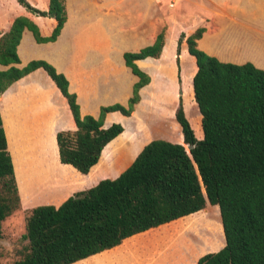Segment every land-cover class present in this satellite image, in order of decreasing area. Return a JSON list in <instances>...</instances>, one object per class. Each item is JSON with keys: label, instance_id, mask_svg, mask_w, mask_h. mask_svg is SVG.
Listing matches in <instances>:
<instances>
[{"label": "trees", "instance_id": "1", "mask_svg": "<svg viewBox=\"0 0 264 264\" xmlns=\"http://www.w3.org/2000/svg\"><path fill=\"white\" fill-rule=\"evenodd\" d=\"M17 1L28 11L54 18L57 23L45 36L31 18L18 16L0 36V65L7 66L0 69V94L43 68L68 100L77 126L74 138L64 132L57 134L60 162L88 174L106 146L125 130L121 122L104 127L106 114L120 111L131 115L140 100V89L151 80L137 61L159 57L165 35L161 32L153 44L124 53L126 66L139 78L128 107L114 103L102 106L98 118L82 115L68 77L51 62L34 59L18 66V46L25 29L40 43L58 39L68 18L65 0H49L47 10L28 0ZM205 30L200 27L187 37L188 51L197 64L189 101L199 109L204 137L196 136L181 101L176 119L183 143L154 139L117 177L102 179L59 206L32 208L24 234L29 251L14 264H71L115 247L134 234L184 216H197L208 203L220 208L221 246H225L206 252L198 264H264V69L252 62L223 61L202 50L198 39ZM182 42L183 35L179 45ZM20 202L0 113V226Z\"/></svg>", "mask_w": 264, "mask_h": 264}, {"label": "rangeland", "instance_id": "2", "mask_svg": "<svg viewBox=\"0 0 264 264\" xmlns=\"http://www.w3.org/2000/svg\"><path fill=\"white\" fill-rule=\"evenodd\" d=\"M8 1L0 0V36L7 31L9 25L4 12L6 7H10ZM154 1L105 0L102 8L110 7L112 10L107 12L110 15H122L135 20L143 16L144 9ZM198 2L203 3L202 0ZM205 3L207 4L195 5L188 0H164L163 24L157 26V30H162L165 35L163 51L159 57L146 58L139 63L141 69L150 76L151 80L140 89V100L135 104L131 115L106 114L107 122L122 121L125 133L105 150L108 151L107 155L104 152L102 160L93 170V183L101 181L104 179L103 177H117L133 162L141 146L154 139L183 143L182 128L176 119L181 101L188 119L193 124L196 136L199 139L204 137L199 109L189 101L190 95L193 93V91L191 92L192 87L190 89L189 86H191L197 71L196 59L189 53L187 46L184 51V45H187L188 36L198 28L206 26L192 27L202 19L203 15H205L203 22L205 23L207 20L209 26H211L210 23H216L217 30L220 29L217 25L218 22L231 21L228 17L225 18L223 11H219L218 16V19H224L223 21L213 20L212 16H206V14L215 15L218 11L206 10L207 6L214 5L208 1ZM175 8L173 19L177 20L174 19L175 25H172L168 18L173 12L172 9ZM76 17V14L72 15L74 24L77 22ZM131 20L118 23L114 27V40L112 41L62 43L61 45L66 46L72 52V56L77 55L75 60L57 54L56 51L52 52L53 61L58 67L68 71L70 84L72 82V88L76 90L78 99L80 98L86 111H92L99 115L102 106L114 103H121L128 107L129 100L133 96L134 81L130 77V71L124 67L123 55L126 51H133L139 46L149 43L146 42L147 40L126 41L129 38L138 37L132 33L139 28L137 25L140 22ZM128 30H132V33L130 36H125L127 32H130ZM221 32H223V40H229L233 37V25L222 27ZM182 35L183 42L179 45ZM76 45H79L78 50L73 48ZM222 47L227 48L224 43ZM107 62L110 65L109 69L106 67ZM20 66H23V63ZM1 99L2 93L0 94V109ZM53 125L55 133L44 131L40 137L33 133H27L23 140H19L16 136L17 133H13L17 166L15 177L21 188L23 202L21 199L19 207L0 226V264H14L17 260L24 258L29 251V241L24 238V234L26 233L27 217L32 208L48 200H60L70 193L75 194L81 190L77 189L75 185L65 182L70 172L68 168L64 170L61 168L56 152L57 140L54 137L57 139L59 132H64L73 138L76 133L69 123L66 110L64 111L61 105L60 116ZM186 148L190 149L188 145ZM221 224L219 206L208 203L202 213L185 222L186 229L180 238L186 235L195 245L202 246L203 251L219 250L225 246H221L223 243V236L220 232Z\"/></svg>", "mask_w": 264, "mask_h": 264}, {"label": "crops", "instance_id": "3", "mask_svg": "<svg viewBox=\"0 0 264 264\" xmlns=\"http://www.w3.org/2000/svg\"><path fill=\"white\" fill-rule=\"evenodd\" d=\"M28 1L42 10H47L49 8V0ZM103 1L105 2V0H65L68 18L56 41L40 43L35 39L31 30L25 29L20 45L18 46V52L23 66L34 59H45L53 63L58 71L63 72L70 81L68 71L59 68L53 61L52 52L56 51L57 54L65 55L75 60L77 55L75 54L72 56V52H70L66 46L61 45L62 43L80 44L87 42H109L114 40V27L118 25V23H125L127 20H131L122 15L113 16L108 14L107 12L112 9L110 7L103 9ZM188 1L195 5L207 4L205 2L208 1V3L210 2V4L214 5L211 7L207 6L206 8L204 7L206 10L218 11L215 15L206 14V16H212V18H214L213 20L219 18V11L225 12V18L228 17V19H231L230 22L226 23L218 22L219 24L217 25L220 29L217 30L216 23H210L211 26H209L207 20L205 23L203 22V17L205 16L203 15L201 17L202 19L198 20L197 23L192 26L199 27L200 25H206L204 26L206 30L203 36L198 39L199 48L223 61L239 64L252 62L257 67L264 69V0H202L203 3H199V0ZM8 2L10 7H6L4 10L9 24L7 31H9L13 21L18 16H27L31 18L39 25L42 34L45 36L50 35L56 26L57 21L54 18L36 15L28 11V9L17 0H9ZM163 7L164 0H155L144 9L143 16L131 20H138L140 23L137 27L139 28L136 29V27L134 33H132V30H128L130 32H127L125 36H130L132 33V35L134 34L138 37H134V39L129 38L126 41L141 42L147 40L146 42H149L144 46H139L134 49L135 51L153 44L157 36L162 32V30H157V26H162L163 24ZM174 10H176V8L172 9L173 12L168 18L169 21L172 22L170 23L172 25H175L174 19H176H173ZM73 14L77 15L76 24L72 22ZM223 20L224 19H221L219 21ZM176 24L178 25V23ZM228 25H233V37L229 40H223V32H221V30L222 27ZM223 43L227 48L222 47ZM186 46L188 48V44L184 45V51L186 50ZM73 48H77L78 50L79 45L73 46ZM25 49L26 51H24ZM143 60L144 59L138 60V65ZM20 65L21 64L18 66ZM106 67H110L108 62ZM124 67L130 71V77L135 84L139 78L132 73L131 69L128 68L126 64ZM6 68L7 66L0 65V69ZM70 91H76L72 88V82L70 84ZM1 101L0 113L6 133L7 147L12 156L15 173L17 171V166L13 133H17L16 136H18L19 140H23L27 133H33L39 137L43 135L44 131L55 133L53 124H55L60 116V105L63 107L64 111L66 110L71 127L74 128L75 131L77 130L68 100L43 68L31 72L10 85V87L2 93ZM78 102L82 114H91L97 118L100 116L101 108L99 115H97L95 112L86 111L80 98ZM109 113L110 115L122 114L120 111ZM113 122L122 121L113 120L107 122L105 120L104 127L110 126ZM124 133L125 131L110 142L104 149V152L110 145L115 143L117 139L123 136ZM54 139L57 140L56 137H54ZM144 146L145 145L141 146L139 152ZM56 148L59 164L64 168H68L70 172L65 182H69L75 185L77 189L81 190L88 189L100 182L96 181L93 183V170L102 160L104 152L99 163L92 168L90 173L82 174L73 166L60 163L58 142L56 143ZM103 178L105 179L106 177ZM17 185L21 197V188L18 183ZM72 195L73 193H70L60 200H48L42 204H54L59 206ZM21 199L23 202V196ZM191 216H193V214L134 234L125 238L115 247L105 249L71 264H198L199 258L207 251H203L202 246L195 245L186 235L180 238L186 229L185 220L189 219Z\"/></svg>", "mask_w": 264, "mask_h": 264}]
</instances>
